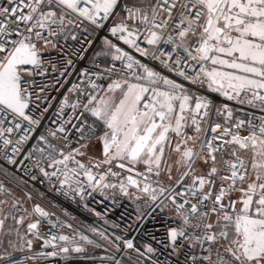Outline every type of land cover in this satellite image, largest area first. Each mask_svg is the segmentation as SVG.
<instances>
[{
    "label": "snow or ice",
    "instance_id": "snow-or-ice-1",
    "mask_svg": "<svg viewBox=\"0 0 264 264\" xmlns=\"http://www.w3.org/2000/svg\"><path fill=\"white\" fill-rule=\"evenodd\" d=\"M75 257L264 264V0H0V264Z\"/></svg>",
    "mask_w": 264,
    "mask_h": 264
},
{
    "label": "built area",
    "instance_id": "built-area-1",
    "mask_svg": "<svg viewBox=\"0 0 264 264\" xmlns=\"http://www.w3.org/2000/svg\"><path fill=\"white\" fill-rule=\"evenodd\" d=\"M100 199H101V197L99 195H97V197H96V201H97L96 206L97 207H100V205L98 203V201ZM126 206H127V202H125V207ZM104 207H110V202L109 201H105ZM73 210L76 211L78 214L80 213L79 209H73ZM123 210H124L123 207L119 208L116 212L110 214V218L119 220V213L122 212ZM130 210L131 209H129V211ZM70 264H92V262L90 260H86V259H84L82 257H75L70 262Z\"/></svg>",
    "mask_w": 264,
    "mask_h": 264
}]
</instances>
